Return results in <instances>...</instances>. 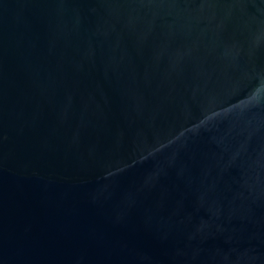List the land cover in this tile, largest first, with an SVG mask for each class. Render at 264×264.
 Segmentation results:
<instances>
[{"label": "water", "instance_id": "95a60500", "mask_svg": "<svg viewBox=\"0 0 264 264\" xmlns=\"http://www.w3.org/2000/svg\"><path fill=\"white\" fill-rule=\"evenodd\" d=\"M0 264H264V0H0Z\"/></svg>", "mask_w": 264, "mask_h": 264}]
</instances>
